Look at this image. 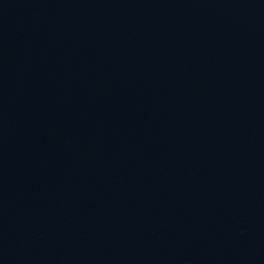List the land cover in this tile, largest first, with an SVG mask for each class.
<instances>
[{"label":"water","instance_id":"water-1","mask_svg":"<svg viewBox=\"0 0 264 264\" xmlns=\"http://www.w3.org/2000/svg\"><path fill=\"white\" fill-rule=\"evenodd\" d=\"M0 264H264V0H0Z\"/></svg>","mask_w":264,"mask_h":264}]
</instances>
